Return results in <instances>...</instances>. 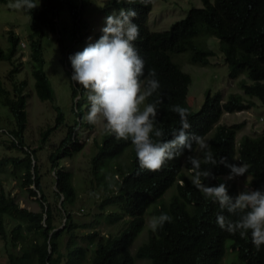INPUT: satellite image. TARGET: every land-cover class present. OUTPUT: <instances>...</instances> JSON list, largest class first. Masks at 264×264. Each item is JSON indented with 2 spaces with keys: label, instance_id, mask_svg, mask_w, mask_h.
Wrapping results in <instances>:
<instances>
[{
  "label": "trees",
  "instance_id": "16d2710c",
  "mask_svg": "<svg viewBox=\"0 0 264 264\" xmlns=\"http://www.w3.org/2000/svg\"><path fill=\"white\" fill-rule=\"evenodd\" d=\"M46 9L57 14L61 6L66 5L74 19L81 15L83 4L74 0H45ZM9 0H0L8 3ZM202 7L191 8L187 15L174 22L169 29L151 31L148 21L153 9L152 0H110L105 11L131 8L136 12L133 18L138 26V36L133 41L134 47L144 59V74L153 69L160 88L145 98L144 104L156 106L154 128L161 131L158 141L173 138V132L179 127V116L172 111L173 105L187 109L191 128L190 147H178L173 150L171 160L157 170L141 169L137 163L134 147L130 140L117 139L109 130H105L98 143V151L93 156L92 174L100 187L107 194L102 200L100 216L110 223L124 220L126 226L116 235L102 234L92 230L81 234L72 223L68 214V223L58 228L53 220V209L49 206L43 193L41 174L36 164V149L28 150L24 143V133L28 123V98L25 80L16 82L17 67H12L8 78L12 89L5 86L0 78V96L13 114L15 127L11 135L13 146L20 147L23 157H4L0 159V173L5 167H11L12 173L30 196H38L42 210L31 211L21 207L9 196L0 183V237L8 241L9 232L6 217L16 219L11 229V243L19 247L17 253H10L8 264H135V258H144L149 264H223L227 251L236 254V262L231 264H264V245L257 250L251 243L250 233L240 237L220 228L216 223L217 214H224L227 221H235L245 210L232 214L220 209L217 203L204 195L191 183L196 171L191 159L199 162V171L208 172L201 176L206 185L226 186L227 193L235 196L239 193L236 184L223 182L221 177L232 175L227 165L243 162L248 165L244 175L251 177V186L264 191V130L258 136L243 135L237 141V133L245 122L231 125L218 124L223 113L240 112L256 105L252 98H258L264 105V0H202ZM32 19L33 32L30 34L32 74L35 79V90L42 101H53L55 90L45 70V59L42 53L40 24L54 30V23L45 16V12L36 9L25 10ZM86 25V24H84ZM82 30L80 24H74V39ZM101 35V34H100ZM99 35V37H100ZM204 36L218 38L220 49L229 68L230 78H237L246 72L250 82L242 80V94L231 93L224 100L221 92L208 91L201 109L193 111L188 103V91L192 82L190 74L182 70L174 60L175 55L189 52L190 61L206 65L209 58L215 55L202 39ZM9 48L0 47V60L13 62L19 45V37L9 31ZM62 46V62L70 46ZM252 54V55H251ZM143 79V77H142ZM72 97L77 98L84 91L82 85L74 82L71 85ZM76 101L77 119L68 127L65 138L57 150L51 154L52 168L55 170L58 196L63 197V206L74 204L77 199L76 187L72 173L59 167V161L72 151H80L83 144L75 138L79 126L90 124L85 119V107ZM89 108V107H87ZM57 117L55 124L42 131L41 142L47 141L49 135L64 124V114L55 106ZM91 125V124H90ZM208 149L212 152L216 164L206 162L203 148L200 157L195 154L199 144L195 136L205 138L209 133ZM131 147L128 163L117 162ZM179 153L176 155V153ZM64 154V155H62ZM175 186L176 192L167 203H161L155 210L171 217L163 227L150 230L148 240L131 253L130 247L146 224L147 209L160 200L165 193ZM46 206H49L46 209ZM107 207H112L106 214ZM99 222V221H98ZM26 233L30 234L28 238ZM67 238V239H66ZM66 241L64 242V240Z\"/></svg>",
  "mask_w": 264,
  "mask_h": 264
},
{
  "label": "rangeland",
  "instance_id": "374dc122",
  "mask_svg": "<svg viewBox=\"0 0 264 264\" xmlns=\"http://www.w3.org/2000/svg\"><path fill=\"white\" fill-rule=\"evenodd\" d=\"M74 1L84 6L83 8L80 6L81 15L77 18V21L66 5L61 6L62 9L57 14H53L51 10L47 11L45 0H40L39 5L35 8L37 13L38 11L45 12L47 19L50 18L51 23H54V30L42 24H40L39 30L42 33L41 43L45 59V70L55 90V99L53 101H42L36 94L30 47V34L33 32L32 19L30 15L25 13L24 9L10 8L8 6L9 2L5 4L0 3V47L4 50L9 48V31H13L19 37V45L13 62L0 60V78L6 87L12 89V82L8 78V72L12 67H17L16 82L19 83L23 80L27 82L25 91L29 94L27 105L28 123L24 133V143L26 149L37 150L36 164L39 166L41 174L43 193L47 197L49 206H52L53 209L55 225L58 228H63L64 223H68V214H70L72 216V223L76 225L75 229L79 230L81 234L98 230L102 234L116 235L126 226L128 216L124 220H117L114 223L108 222L103 215L100 216L102 211L100 204L107 194L99 186L92 174L91 161L98 151V143L101 142L106 130L103 119L98 118L91 125L79 126L76 130L75 138L79 139V142L83 144V148L80 151H72L59 161V167L72 173L73 183L77 191L75 203L67 204L66 208L63 206V197L57 194L55 170L52 168V161L50 160L51 154L57 150L61 141L67 135L68 127L79 119L76 114V101L82 102L81 104L85 107V117L88 111L87 107H89L86 89L77 98L72 97L71 85L74 82L70 78L72 68L68 57L82 50L88 42V37L91 36L93 40L98 39L99 35H102L100 28L104 23V18L113 12H117L116 10L105 11V6L108 5L110 0ZM202 6V0H152L153 9L149 16V29L151 31L169 29L173 22L183 19L191 8ZM75 22L80 24L82 28L80 33L83 34L82 37L78 34V39L76 40L73 35ZM202 39L215 51V55L209 58L208 64L203 65L191 62L189 52L174 56V60L181 65L183 71L190 74L192 79L187 97L191 109L195 112L201 109L208 91L212 93L221 92L224 100H227L231 93H239L247 99H251L244 95L240 85L242 80L250 82L246 76V72H243L235 79L230 78L229 68L220 49L218 38L204 36ZM60 41L65 48L70 46V49L66 51L68 56L65 57L64 62L61 61L62 46L60 45ZM21 42L25 43L26 47H23ZM252 100L256 102V105L251 109L233 113L225 112L218 123L231 125L245 122L244 127L237 133V141L243 135L258 136L264 130V105L256 97L252 98ZM143 105L144 102L141 104V108ZM55 106L61 108L64 114V124L54 130L49 135L47 141L42 143V131L55 124L57 117ZM14 127L13 114L8 106L3 103L0 96V128L5 129V132H0V159L4 157L24 156L20 147H15L12 144L11 133L9 134V132ZM212 133H209L204 138L206 144H208ZM130 150L131 147L117 159V162L128 163L130 160ZM202 150L203 148L199 145L195 154L200 157ZM12 172L11 167H5L0 173V183L6 193L14 197L21 207L34 212L41 211L42 208L38 201L42 197L41 193L39 192L36 197L30 196L26 188L21 186ZM221 180L225 183L230 181L236 184L239 193L256 190L251 186V177L248 175H224L221 177ZM175 192L176 188L173 186L160 200L147 209L145 227L130 247L133 255L136 254L139 246L148 240L151 230L148 221L151 217L156 216V208L161 203L169 202ZM49 206H46V209ZM111 209L112 207H107L104 214ZM16 223H18L16 219L6 217L9 240H3L0 237V264H8L9 254L17 253L19 250L18 246L11 243V229ZM26 235L28 238L31 237L28 233ZM234 262H236V254L229 249L224 257L223 264ZM135 264H149V261L144 258H135Z\"/></svg>",
  "mask_w": 264,
  "mask_h": 264
},
{
  "label": "clouds",
  "instance_id": "9594fccd",
  "mask_svg": "<svg viewBox=\"0 0 264 264\" xmlns=\"http://www.w3.org/2000/svg\"><path fill=\"white\" fill-rule=\"evenodd\" d=\"M39 3L40 0H9L8 6L32 10ZM135 16L136 12L131 8H121L107 15L100 28L102 35L95 40L88 37L82 50L68 57L72 68L70 78L87 90V121L91 124L102 118L106 129L117 139L130 140L139 167L154 171L173 158L174 149L190 147V134L186 130L191 128V124L187 109L173 105L172 111L179 116L178 129L170 140L155 139L161 136V131L154 128L156 106L147 103L141 108V104L160 88V83L153 69H149L145 76L144 59L133 45L138 36V26L133 20ZM195 140L201 148L207 149L205 161L216 164L204 138L196 135ZM190 163L196 169L191 183L205 198H210L228 214L245 210L238 219L227 222L225 215L218 213L217 225L230 233L238 232L242 238L250 233L251 243L259 250L264 245V191H242L230 196L223 183L215 186L202 183L201 176H207L208 172L199 171L196 159H191ZM227 166L231 174L237 176H243L248 170V165L243 162ZM170 221L171 217L161 212L151 217L148 224L156 231Z\"/></svg>",
  "mask_w": 264,
  "mask_h": 264
},
{
  "label": "built area",
  "instance_id": "2783aa9c",
  "mask_svg": "<svg viewBox=\"0 0 264 264\" xmlns=\"http://www.w3.org/2000/svg\"><path fill=\"white\" fill-rule=\"evenodd\" d=\"M21 45H22L23 47H26V44L23 43V42H21ZM0 132H5V129L0 128ZM9 134H10V132H9ZM10 136H11V138H12L13 141L16 140L15 137H14L13 135L10 134Z\"/></svg>",
  "mask_w": 264,
  "mask_h": 264
},
{
  "label": "bare ground",
  "instance_id": "6f19581e",
  "mask_svg": "<svg viewBox=\"0 0 264 264\" xmlns=\"http://www.w3.org/2000/svg\"><path fill=\"white\" fill-rule=\"evenodd\" d=\"M174 23V22H173ZM252 55V54H251Z\"/></svg>",
  "mask_w": 264,
  "mask_h": 264
}]
</instances>
